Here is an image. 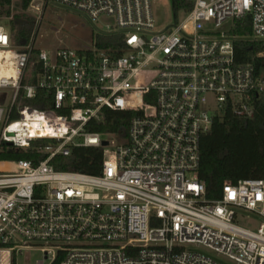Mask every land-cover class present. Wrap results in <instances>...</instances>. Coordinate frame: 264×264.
Returning a JSON list of instances; mask_svg holds the SVG:
<instances>
[{"label":"built area","instance_id":"built-area-1","mask_svg":"<svg viewBox=\"0 0 264 264\" xmlns=\"http://www.w3.org/2000/svg\"><path fill=\"white\" fill-rule=\"evenodd\" d=\"M42 1L84 13L96 38L34 60L35 37L17 46L0 24L12 69L0 75L11 89L0 152L48 140L38 163L0 161L10 164L0 167V264H28L32 250L43 254L36 264H264V178L227 180L209 200L198 175L215 117L228 107L251 117L264 94V74L236 55L237 40L264 41V0H172L163 27L153 0ZM247 22L251 33H234ZM112 35L122 40L99 46ZM40 90L50 107L27 103ZM105 107L133 112L115 140L87 130ZM78 146L103 147L100 174L55 169ZM246 213L261 218L257 229L236 223Z\"/></svg>","mask_w":264,"mask_h":264},{"label":"trees","instance_id":"trees-1","mask_svg":"<svg viewBox=\"0 0 264 264\" xmlns=\"http://www.w3.org/2000/svg\"><path fill=\"white\" fill-rule=\"evenodd\" d=\"M12 1L0 0V16H12ZM33 0H21V8L27 10ZM174 5L177 7V2ZM179 7V3H178ZM177 7V8H178ZM36 19L26 14H16L10 21L13 42L25 46L33 39ZM238 35L251 33L250 23L238 24L234 29ZM122 40L121 36L98 37L99 46H108ZM120 43V42H119ZM38 48L33 59L38 58ZM236 55L240 63L254 64L258 73L264 74V41L240 39L236 41ZM39 98L29 101L38 107H50V102H41L45 92H38ZM255 112L251 117L234 113L228 107L215 117L211 130L201 140V165L198 175L206 185L209 200L222 197L225 181L238 182L246 178H264V94L255 96ZM132 111L105 107L100 117L87 125V130L99 133L120 134L129 127ZM48 140H38L28 148H16L5 144L0 152V161L31 160L38 163L46 154L37 153L36 147ZM103 147L78 146L69 156L57 155L52 164L61 171L100 174L103 169Z\"/></svg>","mask_w":264,"mask_h":264},{"label":"rangeland","instance_id":"rangeland-1","mask_svg":"<svg viewBox=\"0 0 264 264\" xmlns=\"http://www.w3.org/2000/svg\"><path fill=\"white\" fill-rule=\"evenodd\" d=\"M157 26L163 27L174 20V10L172 0H153ZM12 16H0V24L5 25L10 30V21L16 14H26L36 19L35 23V47L48 51L58 47H70L73 49H84L92 46L96 38V26L88 17L79 11L54 6L45 5L42 0H33L27 10L21 8V0L12 1ZM40 9V11H37ZM182 16V14H180ZM105 27V24H102ZM11 89L0 88V97L9 96ZM10 99H8L9 101ZM27 103H30L29 101ZM113 134H105L103 138L115 140ZM117 136V134H115ZM118 141V140H117ZM4 163V162H2ZM10 167V166H9ZM241 226L257 229L261 223V218L254 213H246L245 216L236 220ZM193 248L213 254L212 251L202 245H192ZM43 256L40 250L29 252L28 264H36L37 260Z\"/></svg>","mask_w":264,"mask_h":264},{"label":"bare ground","instance_id":"bare-ground-1","mask_svg":"<svg viewBox=\"0 0 264 264\" xmlns=\"http://www.w3.org/2000/svg\"><path fill=\"white\" fill-rule=\"evenodd\" d=\"M11 72L12 69L8 61V52L5 49L0 48V75L8 76ZM9 166V163H0L1 168H7Z\"/></svg>","mask_w":264,"mask_h":264},{"label":"water","instance_id":"water-1","mask_svg":"<svg viewBox=\"0 0 264 264\" xmlns=\"http://www.w3.org/2000/svg\"><path fill=\"white\" fill-rule=\"evenodd\" d=\"M106 144H108V142H107V141H104V142H103V145H106Z\"/></svg>","mask_w":264,"mask_h":264}]
</instances>
